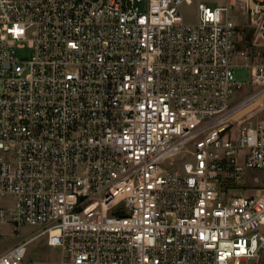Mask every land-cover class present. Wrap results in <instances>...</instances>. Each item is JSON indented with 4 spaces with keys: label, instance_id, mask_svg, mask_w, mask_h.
I'll return each mask as SVG.
<instances>
[{
    "label": "built area",
    "instance_id": "built-area-1",
    "mask_svg": "<svg viewBox=\"0 0 264 264\" xmlns=\"http://www.w3.org/2000/svg\"><path fill=\"white\" fill-rule=\"evenodd\" d=\"M195 1L0 0V264L264 259V0Z\"/></svg>",
    "mask_w": 264,
    "mask_h": 264
},
{
    "label": "rangeland",
    "instance_id": "rangeland-1",
    "mask_svg": "<svg viewBox=\"0 0 264 264\" xmlns=\"http://www.w3.org/2000/svg\"><path fill=\"white\" fill-rule=\"evenodd\" d=\"M199 2H206L208 4H212L214 2H224V0H196L195 3L191 6L185 5L182 8L183 15L188 23H196L198 20V4ZM235 22L239 23L241 26L244 24V17L239 15L238 13L234 15ZM258 41L260 42L255 47L250 48L252 51H259L264 55V37L261 35L258 37ZM242 46V43L240 45V48ZM19 55L22 59H31L32 53L31 51H20ZM241 62V61H239ZM235 75L236 79L239 82L248 84L250 82L251 78V71L248 68H237L235 69ZM248 91L246 93H243V96H245L247 93L250 92L251 88L248 87ZM242 96V97H243ZM1 203H5L3 200ZM37 230L36 227H27L25 229L26 235L31 234ZM24 232V233H25ZM24 237V236H23ZM21 239V237H12L10 240L6 243V245H11L12 243H16ZM45 239H40L35 241L32 245L29 246L28 249V260H44V259H57L58 254L60 253L59 250H55L53 248L47 247L45 244ZM264 264V259L261 262ZM242 264H257L256 261L250 260V261H244Z\"/></svg>",
    "mask_w": 264,
    "mask_h": 264
},
{
    "label": "water",
    "instance_id": "water-1",
    "mask_svg": "<svg viewBox=\"0 0 264 264\" xmlns=\"http://www.w3.org/2000/svg\"><path fill=\"white\" fill-rule=\"evenodd\" d=\"M255 33V29L254 28H249L246 30V34H245V38L249 37L250 35Z\"/></svg>",
    "mask_w": 264,
    "mask_h": 264
},
{
    "label": "crops",
    "instance_id": "crops-1",
    "mask_svg": "<svg viewBox=\"0 0 264 264\" xmlns=\"http://www.w3.org/2000/svg\"><path fill=\"white\" fill-rule=\"evenodd\" d=\"M257 42L260 43L258 40H257ZM262 261H263V260H262ZM262 261H261V262H262ZM261 262H260L259 264H263V263H261Z\"/></svg>",
    "mask_w": 264,
    "mask_h": 264
}]
</instances>
